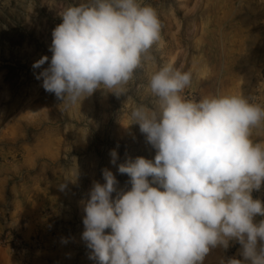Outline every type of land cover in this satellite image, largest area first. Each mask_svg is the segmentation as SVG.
<instances>
[{
	"label": "clouds",
	"instance_id": "1",
	"mask_svg": "<svg viewBox=\"0 0 264 264\" xmlns=\"http://www.w3.org/2000/svg\"><path fill=\"white\" fill-rule=\"evenodd\" d=\"M58 15L51 58L32 68L42 69L35 78L62 104L80 105L97 90L120 96L162 41L158 13L143 0H84ZM191 83V72L172 64L151 75L159 110L140 106L131 124H139L154 159L118 164L110 150V163L130 177L131 188L118 190L104 168V183L94 181L81 201V239L94 264H203L211 249H227L232 240L242 245L243 260L221 264H264V220L254 222L264 203L252 197L264 184V143L251 138L264 125V106L239 93L188 99L182 93Z\"/></svg>",
	"mask_w": 264,
	"mask_h": 264
},
{
	"label": "rangeland",
	"instance_id": "2",
	"mask_svg": "<svg viewBox=\"0 0 264 264\" xmlns=\"http://www.w3.org/2000/svg\"><path fill=\"white\" fill-rule=\"evenodd\" d=\"M82 2L0 0V264H94L81 239V201L94 181L104 183V168L116 176L118 190L131 188L130 177L110 163V150H117L118 164L154 159L156 150L139 124H131V113L140 106L159 110L149 87L159 67L191 72L182 93L188 99L239 93L264 106V0H143L158 13L162 41L125 92L97 90L80 105L62 104L43 89L35 78L42 69L32 65L51 58L52 30L62 23L58 13ZM251 138L264 143V125ZM252 197L264 203V184ZM241 251L232 240L227 249H211L203 264L243 260Z\"/></svg>",
	"mask_w": 264,
	"mask_h": 264
}]
</instances>
